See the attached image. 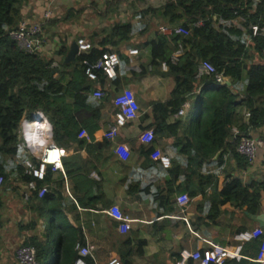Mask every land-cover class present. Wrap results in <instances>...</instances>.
I'll use <instances>...</instances> for the list:
<instances>
[{
	"label": "trees",
	"instance_id": "obj_1",
	"mask_svg": "<svg viewBox=\"0 0 264 264\" xmlns=\"http://www.w3.org/2000/svg\"><path fill=\"white\" fill-rule=\"evenodd\" d=\"M117 1L119 3L121 0ZM155 1L159 5L147 7L138 14L146 31L151 20L158 25L154 38L138 45L139 50L147 47L149 52V63L139 75L169 76L173 87L167 101L150 105V124L141 127L143 131L152 130L154 140L145 146L132 141L131 147L138 158L143 159L140 167L143 170L155 167L150 156L164 140L170 141L171 149L178 158L172 159L170 167L164 170L168 180L161 190L151 180L146 185L141 184L140 171L135 182L126 184L125 193L133 196L151 192L152 201L165 213L157 214L156 219L174 211L176 195H185L194 202V221L190 223L194 227L217 221L221 209L226 205L234 206L248 216H255L264 196V183L248 185L240 177H232L222 171L219 178L211 171L222 170L224 156L233 159L237 170L244 171L249 163L236 153L237 141H229L232 138L231 130L236 128L246 136L248 130L264 125V63L261 59L264 49V2ZM25 2L0 0V235L6 224L7 182L12 177L13 182L16 180L21 184V190L27 183L33 182L36 191L32 192L26 203L19 194L20 202L24 205L22 209L31 215L25 226L19 223V229L28 234L22 245L34 248L37 264H48L52 245V264H75L79 249L87 245L86 238L82 230L72 226L66 216V211L70 209L64 210L67 204L61 197V182L53 183L51 178L53 174H59L60 168L67 177L74 178L72 194L82 209L103 211L111 205L105 199L100 179L96 182L88 179V175L96 169L95 164L106 155L111 145L110 141L99 138L102 110L109 98L102 87L106 82L117 85L119 76L107 81L98 73L95 82L89 81L84 75L83 63L95 62L103 53L111 52L108 45H112L119 58L120 70H123L127 60L118 49L131 40V26L114 24L102 38L97 39V35H94L88 42L91 49L77 56L73 63L65 65L63 59L67 49L64 46L56 52L59 61L54 62L46 58L43 52H23L9 36L22 20L21 11ZM145 16L148 23L144 21ZM176 26L188 29L189 34L168 37L160 34L161 27ZM252 27L257 28L256 34L252 32ZM178 47H181L183 54L172 64L171 55ZM134 50L138 51L137 48ZM201 62L211 64L227 82L216 86L213 75L195 79ZM162 64L167 66L165 73L161 71ZM243 74L247 86L243 99L238 103L233 89ZM93 89L103 92L104 98L100 102L90 98ZM195 93L199 95L195 127L191 128L185 118L175 115ZM244 113L249 115L247 124L243 121ZM144 115L142 121L148 119V115ZM31 126L43 139L52 141L61 153L67 150L73 154L71 159L60 160V166L48 165L41 179L24 174L28 157L23 134ZM82 131L86 133L85 137H79ZM21 145H24L22 153L18 151ZM81 151L92 159L82 160L76 156ZM219 152L221 154L214 160ZM76 159L82 164H77ZM31 161L37 167L36 161ZM71 161L74 163L70 165ZM206 169L210 172H204ZM218 179L221 180L219 187ZM42 188L46 193L38 198L36 192ZM14 191L18 195L17 185ZM73 220L78 222L77 218ZM105 225L108 232L103 240H112V230L117 223L105 219ZM155 226V223L151 226L153 231ZM48 230L53 234V241ZM119 238V247L124 251L117 253L115 260L118 264H133V257L143 256L146 240L138 239L134 232H130L129 238ZM262 242L264 232L243 244V254L254 258ZM99 257V251L92 250L84 261L99 264ZM155 259L152 256L149 261ZM178 259L179 253L175 262ZM228 264L245 263L231 260Z\"/></svg>",
	"mask_w": 264,
	"mask_h": 264
},
{
	"label": "crops",
	"instance_id": "obj_2",
	"mask_svg": "<svg viewBox=\"0 0 264 264\" xmlns=\"http://www.w3.org/2000/svg\"><path fill=\"white\" fill-rule=\"evenodd\" d=\"M122 4L121 1L118 3L117 0H26L21 11L22 20L25 19L30 22L40 21L43 17V13L46 11L52 12L51 20L42 24L43 30L40 41L44 56L48 59H53L54 62L59 61L56 52L59 51L62 46L68 51L70 44L76 41L75 36H79L78 39H83L88 43L94 35H97V39L102 38L106 32L110 31L114 24H129L131 26V40L128 43L122 44L118 49L119 53L123 54V57L127 60L124 69L120 70L119 66L116 72V77L119 76V83L113 85L111 82H106L102 87L109 95V98L102 110L99 138L103 139V134L107 131V128L114 123L113 114L110 116V112L115 111V98L121 95H127L136 109L138 118L135 121L127 123L125 127L118 130L114 138L108 140L111 143L108 152L97 164H95L96 169L90 171V173L94 172L99 177L105 193V199L107 202H110L111 205L103 211L80 208L72 194L75 183L74 178L67 177L65 171L60 168L58 171L59 174H53L51 181L53 183H56V181L61 182V197L66 200L67 204L64 206V210L70 209L66 211V216L70 220L72 226L80 228L84 233L87 242L85 247L88 248L90 253H92V250H95V252L97 250L99 251L100 257L97 260L99 264H109L112 261H116L117 253L124 251L119 247L121 242L119 237L129 238L130 232H134L138 239L147 241V246L143 249V256L133 257V264H174L176 255L182 250L200 251L203 253L212 246L226 249L231 253V256H235V258H228L225 264H228L231 260L235 261V263L264 264V242L261 243L259 251L254 258L248 257L242 252L243 244L262 234L264 228L260 227L252 220L253 216H248L240 212L239 209L234 206H224L221 209V216L217 221L213 223L206 222L203 226L194 227L190 224L194 221V202L192 200H189L188 204L183 208L175 203L176 206H174V211L171 214L156 219L157 214L165 213L154 204L151 192L133 196L126 195V184L128 182H135L137 180V174L140 171L141 184L144 183V185H146L151 180L155 183V187H159V190H161L165 182H167L168 176L164 171L165 169H163L159 163V157H167L169 161L177 159L178 157L176 156L177 153L171 149L170 141L164 140L162 143L158 144V148L150 156L152 162L155 163V167H149L143 170L140 168L143 159H139L134 148L131 147L132 141L140 142L144 146L151 143L146 144L143 140V135L145 132L152 130L143 131L141 127L144 128L150 124V105L152 103L165 102L169 99L173 81L169 76L161 74L139 75L136 69L137 65H134V63L139 62L138 67L140 69H146L149 63L148 48L146 47L142 50L138 48V45L149 41V37L147 40L145 39L146 35H148V31L144 29V25L141 22L139 27H137L140 34L136 36L137 38H133L134 35H136V33L133 32L134 24H136L134 22L135 20L132 19L133 13H127V18L122 16L123 14L120 13ZM93 8H102L104 10L95 13L92 10ZM96 17L105 19V23L108 24V29H102L97 26ZM144 18V21L148 23V17L145 16ZM54 23H56V27L53 26ZM253 28L255 27H252V29ZM60 30H66V32H64L65 39L57 41V38L60 37L61 34V32H59ZM51 32L55 33L56 36L52 35ZM51 35L52 37H50ZM59 42H61V44H58ZM108 46L111 53H115L114 48H111L112 45ZM135 48L138 49L137 53L140 51L142 55L139 57L130 56L129 51ZM115 54L117 55V53ZM161 71L163 73L166 72L162 69ZM225 82H227V80ZM240 82L233 89L234 95L238 98V103L240 99L244 97L247 86L246 76L244 82ZM93 91H95V89H93ZM198 95L199 93H195L193 97L197 100ZM92 101L95 100L92 99ZM144 114L148 115V119L142 121V117L145 116ZM186 115L184 117L185 119ZM243 119L244 124H247V120L249 119L248 113L243 114ZM246 133V137L261 142L260 147L256 150L254 161L249 163L244 171H239L233 159L224 156L222 158V170H212L211 173L220 178L222 175L221 172L223 171L232 177H240L242 181L248 185L253 183H264V125L255 130H248ZM85 136L86 133L83 131L79 134V137ZM152 140H154V136ZM229 141L233 142V139L231 138ZM62 154L63 157L61 160L71 159L73 157V154L67 150ZM77 155L82 160L92 159L90 156H87L84 151L77 153L76 156ZM76 160L75 162L77 164H82L78 159ZM69 163L71 165L74 162L71 161ZM204 172H210V170L206 169ZM16 183L17 181L14 180L13 186L15 188L17 185V189L21 195L24 187L21 190V184ZM178 184L179 182L176 183V185ZM219 185H221V180L218 179L217 187H219ZM153 190L154 189L151 191ZM178 196L184 195H176L175 199ZM5 197L8 206L4 213L6 223L4 227L7 226L6 228H9L8 226H11L12 222H10V220H14L15 217L20 215H22V218H19V220L22 219L20 224L21 226H25L29 222L31 215L24 209L15 213L9 206L10 200L13 197H11L10 200H8L6 195ZM21 205L23 208V204ZM128 209H130L131 212H128ZM64 210L63 213L65 212ZM257 211L255 216L264 215V196L262 197L261 204ZM115 212H119L120 215H125L129 218L128 230L125 233L118 231L119 222L112 216ZM75 218L78 220L77 223L73 220ZM105 219H110L117 223L116 230H112V240H103L108 232ZM96 223L97 226L95 225ZM153 223L156 224L155 231H153L151 227ZM136 225H138V227ZM4 227L2 231H4ZM96 227L98 228L95 229ZM201 233L204 237L198 238V235ZM26 236L28 237V234ZM190 236H193L194 239H191ZM152 256L156 257L153 262L149 261V258Z\"/></svg>",
	"mask_w": 264,
	"mask_h": 264
},
{
	"label": "built area",
	"instance_id": "obj_3",
	"mask_svg": "<svg viewBox=\"0 0 264 264\" xmlns=\"http://www.w3.org/2000/svg\"><path fill=\"white\" fill-rule=\"evenodd\" d=\"M253 4L264 2V0H251ZM52 12L46 11L43 13V17L40 21L30 22L28 20H21L17 29L9 34V36L16 42L20 50L25 53H42L43 48L41 45L40 37L42 34V24L51 20ZM200 24V23H199ZM198 24V25H199ZM252 32L256 34L257 28H253ZM160 34L163 36H187L189 30L182 27H161ZM78 55L86 53L91 49L89 43L83 39H78L75 41ZM137 54L136 50L129 51L130 56H135ZM183 50L181 47H178L173 54L171 55L170 62L172 64L176 63L178 59L182 56ZM261 59L264 63V49L261 53ZM85 65L84 75L85 77L92 82L97 80V74H101L107 81L114 80L116 77V72L119 68V58L115 53L106 52L103 53L100 58L91 64L83 63ZM55 67V64L52 65ZM163 71H167V66L165 64L161 65ZM214 76L215 85L220 86L223 82L226 81L222 73H216L214 67L208 62H201L196 71L195 79H200L204 76ZM90 98L100 102L104 98V94L101 90L95 89L90 94ZM115 106V115L113 125L107 128V131L103 134V139L110 140L117 135L119 129L125 127L127 123L135 121L138 118L136 109L131 102L130 98L127 95H121L114 100ZM188 109V104L178 111L175 117L184 118ZM31 127L34 130V133L30 135ZM24 134L29 135L28 138H25L26 146V159L24 164V174L28 176H33L38 179H41L44 175V172L48 165L60 166V160L63 157L61 151L56 147L52 141L43 139L31 126ZM231 137L234 141H237L235 151L236 153L243 157L248 163H252L255 159L256 150L260 147L261 142L250 139L249 137L243 136L237 129L231 130ZM153 139L152 131L145 132L143 135L144 142L150 143ZM31 159L36 161L37 167L34 166ZM159 163L163 169H168L170 167V161L167 157H159ZM88 178L93 181H99V177L96 173L92 172L88 175ZM2 183V178H0V185ZM35 184L29 182L24 186V191L21 193L23 203H26L32 192H35ZM46 193L45 188H42L36 192L38 198H41ZM187 196H178L176 198V204L183 208L188 204ZM113 218L119 222L118 231L125 233L128 230L129 218L127 216L120 215L119 212L112 214ZM90 256L89 250L87 247L79 249L78 258L75 261V264H87L84 261V258ZM16 264H37L36 263V254L35 250L32 247L20 245L17 248L14 254ZM235 258L231 256L226 249H222L218 246H212L209 250L201 253L200 251H190L182 250L179 253V259L175 264H225L228 258ZM110 264H118L116 261H112Z\"/></svg>",
	"mask_w": 264,
	"mask_h": 264
},
{
	"label": "rangeland",
	"instance_id": "obj_4",
	"mask_svg": "<svg viewBox=\"0 0 264 264\" xmlns=\"http://www.w3.org/2000/svg\"><path fill=\"white\" fill-rule=\"evenodd\" d=\"M122 4V9L120 10V13H122L125 18L126 14L129 12H132L133 16L132 19H134L135 23L134 24V29L133 32L136 33V35H134L133 38H137L136 36H138V34H140V32H138L139 30L137 29V27H139V24H141V19L139 18L138 14L141 13L142 11H144L145 9H147V7H152V6H156L159 5L158 2H156L155 0H121ZM105 8V7H104ZM95 13L101 12L100 10H104V9H92ZM119 13V11H118ZM97 18V17H96ZM145 19V18H144ZM106 20L105 19H101V18H97V26H99L102 29H108V24L105 23ZM156 21L151 20V22H149L148 24V35H146V40L149 37V40L151 38H153V34L155 33V31L158 30V25L157 23H155ZM56 23H54V27H56L57 25H55ZM145 28V27H144ZM43 30V29H42ZM59 32H61L60 37L57 38V41L61 40V39H65L64 37V32H66V30H60ZM57 33V32H56ZM52 35L56 36L55 33H52ZM52 35L50 37H52ZM77 37V38H76ZM79 38V36H75V39L77 40ZM143 39V38H141ZM44 42V41H43ZM58 44H61V42H59ZM134 50V49H133ZM140 55H142V53L139 51L135 56L139 57ZM149 57V55H148ZM137 63V64H136ZM134 63V65L136 66V69L138 70V72L140 73L141 69L138 67L139 62ZM245 80V74L242 75V79L241 82H244ZM188 109H187V115H186V120L188 122V124L190 125L191 128H194L195 125V117H196V98L195 97H191L188 101ZM110 116L113 117L115 115V111L110 112ZM32 133H34L33 128L31 127L30 129V135H32ZM29 135H25V138H28ZM25 141H30L29 140H25ZM12 178V177H11ZM10 178V180L7 182V186H6V194L8 200L11 199V197H13L10 200V204L9 206L13 209V211H15V213H18L20 211H22V205L19 202V193L18 195L15 193L14 191V186H13V181ZM24 206V205H23ZM128 212H131L130 209H128ZM19 218H22V215L15 217L14 220H10L11 222V226L9 225V228H6L7 226L4 227V231H2L1 235H0V264H16L15 262V251L17 250L18 247H20V245L22 244L23 241H25L26 239V233L21 231L19 229V223L22 222V219L19 220ZM12 219V217H11ZM97 226V223L95 224ZM138 227V225H136ZM98 227H96L95 229H97ZM7 229V231H6ZM48 235L50 237V239L53 241V234L51 232V230H48ZM93 235V233H92ZM96 235V234H95ZM97 236V235H96ZM102 237V236H100ZM191 239H194L193 236H190ZM204 237L201 234L198 235V238ZM204 240V239H203ZM206 246V245H205ZM52 258H53V245L51 247V251H50V257H49V261L48 264H52ZM111 263V262H110ZM109 263V264H110Z\"/></svg>",
	"mask_w": 264,
	"mask_h": 264
},
{
	"label": "water",
	"instance_id": "obj_5",
	"mask_svg": "<svg viewBox=\"0 0 264 264\" xmlns=\"http://www.w3.org/2000/svg\"><path fill=\"white\" fill-rule=\"evenodd\" d=\"M78 55V49L76 46L75 42H72L68 48V51L63 59V64L67 65V64H71L75 61V58ZM229 85V84H227ZM221 153H217L216 156L214 157V159L216 160L217 157L220 155ZM252 220L255 221L260 227L264 228V215H258V216H253Z\"/></svg>",
	"mask_w": 264,
	"mask_h": 264
},
{
	"label": "clouds",
	"instance_id": "obj_6",
	"mask_svg": "<svg viewBox=\"0 0 264 264\" xmlns=\"http://www.w3.org/2000/svg\"><path fill=\"white\" fill-rule=\"evenodd\" d=\"M23 147H24V145H21L20 149L18 150L20 153L23 152Z\"/></svg>",
	"mask_w": 264,
	"mask_h": 264
}]
</instances>
